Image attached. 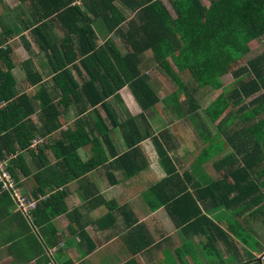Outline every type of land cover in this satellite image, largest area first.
I'll list each match as a JSON object with an SVG mask.
<instances>
[{
  "label": "trees",
  "instance_id": "16d2710c",
  "mask_svg": "<svg viewBox=\"0 0 264 264\" xmlns=\"http://www.w3.org/2000/svg\"><path fill=\"white\" fill-rule=\"evenodd\" d=\"M30 1L46 5L45 10L34 19L36 24L29 23L28 28L34 42L45 53L54 70L52 78L59 97L54 102V98L48 95L49 92L44 93L42 90L31 96L27 93L16 95L11 48L4 44L5 38L0 34V102H5L0 107V157L14 154L16 148H28L35 133H40L41 128L47 131L57 128L56 119L63 108L78 99L83 104L81 110L100 104L112 125L121 130L128 150L118 155L115 162L121 163L125 176H132L143 168L133 157L140 152L138 143L152 134L146 130L144 135L131 116L117 120L116 114L107 107L105 101L110 96L118 95L117 91L125 85L143 110L159 101L148 76L140 71L142 54L150 50L155 63L184 90L183 100H179L176 91L171 92L167 99L178 115L192 117L200 105L194 96L195 89H189L179 73L187 70L200 87L208 84L217 87L220 85V76L229 70L232 63L250 51L249 43L264 35V0H208V5L201 0H172L174 16L161 0H80L81 5L76 3L77 0ZM124 9L134 12V16L127 19ZM96 18L102 19L110 32L113 31L120 37L126 48L124 52L110 38L98 45L97 35L91 26ZM55 20L64 31L59 40L48 31L49 23ZM123 22H126L124 28ZM69 41L73 42L70 49ZM23 66L27 81L33 85L38 84L41 76L31 66V61L26 59ZM72 68L78 72L84 71L85 78L81 82L73 76ZM233 74L235 82L231 85L232 88L222 92L205 111L211 120H215L227 108L237 107L238 113L235 112L232 119L239 117L242 122H249L246 126L233 129L224 139L232 143L233 140L236 141L233 143L236 156L230 155L231 163L241 167L237 171L226 172L224 177L201 190L211 191L212 200L217 205L238 210L254 206L249 214L256 218L262 211L259 191L260 177L264 175V152L261 139L257 138L264 134V52L249 59L246 65L234 70ZM251 96L253 97L245 101ZM33 114H37L41 120L40 127L32 121ZM229 122L230 120L227 121ZM101 124L105 130V123L101 121ZM92 133L90 128L87 131L83 127L80 130L67 129L52 146L59 163L71 170L75 177L99 163L91 160L82 162L77 153L79 147L87 144L102 147ZM241 133L243 136L236 139ZM101 134L106 141V131ZM152 138L159 162L167 175L148 190L150 209L165 206L177 226L202 234L206 254L211 259L219 258L222 262L225 259L218 249L217 241L222 239L225 244L230 245L233 239L229 232L202 212L198 204V192L191 193L185 185L165 192L166 181L172 177H180L175 173L164 145L155 136ZM251 138L254 140L248 148L247 139ZM224 144L210 145L204 149L199 157L200 162L210 159ZM18 159V156L16 159L12 158L9 164L14 178V164ZM219 162H225L224 158ZM76 166H79L78 170ZM228 174L231 181L227 178ZM55 184L59 185L61 182ZM247 187L248 196L245 198L244 191ZM214 190L216 195L213 194ZM35 191L44 192L40 187ZM0 193L7 194L1 189ZM64 195L65 192L58 190L49 194L32 211L31 218L26 219L33 227L44 225L45 229L52 228L54 237L55 228L51 220L65 212ZM234 235L245 240L243 234ZM42 238L47 246H52L58 240L55 236L50 241L46 234H42ZM244 253V261L238 260L231 264H259L250 250L245 249ZM260 262L264 264V261ZM126 264L137 263L132 259Z\"/></svg>",
  "mask_w": 264,
  "mask_h": 264
},
{
  "label": "crops",
  "instance_id": "0c3cea01",
  "mask_svg": "<svg viewBox=\"0 0 264 264\" xmlns=\"http://www.w3.org/2000/svg\"><path fill=\"white\" fill-rule=\"evenodd\" d=\"M76 2L81 3L80 0ZM45 7L44 3L33 4L30 0H0L2 29L0 34L5 38L4 44L11 48L16 95L27 93L31 96L42 90L44 93L49 92L48 95L56 102L59 92L52 78L54 70L48 63L45 53L40 51L34 42L28 28L29 23L36 24L34 19L45 10ZM123 13L126 16L131 12L124 9ZM133 16L134 12L126 17L130 19ZM13 19L18 23L12 26L9 23ZM125 25L126 22H123L122 27L124 28ZM91 26L97 35L98 45L107 38L112 39L117 47V42H122L118 35L113 31L110 32L102 19H94ZM15 29L21 31L19 34L21 47L17 49L13 44L17 37L12 35ZM3 31L7 36L3 34ZM48 31H51L58 40L64 35L63 28L57 20L49 23ZM55 31L58 33L56 34ZM33 44H36L38 50H34L31 56L21 57L20 60L13 57L18 49L27 53L29 49L34 48ZM72 44V41L68 42L69 49L73 46ZM118 48L121 50L120 47ZM125 50L123 48L121 51ZM70 52L74 51L70 50ZM144 53L147 54H142V61L147 64L151 59L152 62L154 61L150 50ZM26 59L31 61V66L41 76V80L36 85L27 83L23 66ZM140 71L148 76L149 81L153 78L148 75L149 72L141 68ZM72 74L78 82L85 78V73L81 70L78 72L72 68ZM154 82L159 85L158 82ZM124 88L128 91L126 97L121 92ZM117 94L107 98L105 101L107 107L116 114L117 120L121 121L131 116L144 135L146 130H149L152 136L161 141L172 161L175 173L180 177V179L172 177L171 180L166 181L165 192H171L174 188L184 185L191 193L198 192L200 194L198 204L202 212L229 232L233 239L230 245L225 244L222 239L217 241L219 251L224 254L222 257L229 260L230 264L238 260L244 261L246 259L244 250L252 252V244L247 238L248 228L254 221L264 225V175L260 177L259 191V196L262 197L260 202L262 211L260 210L256 218L249 214L254 206H245L238 210L215 204L212 200V192L201 189L224 177L226 172L231 173L241 167L231 163L230 154L219 157L226 150L221 135L217 138L223 141L222 148L210 159L200 162L201 153L213 145L211 142H215L216 137L205 134L199 125L201 132L197 135H200L201 144L193 146L195 141L193 143L189 126L194 124L197 114L192 117L178 115L170 102L166 105L172 111L171 115H166L167 111L160 114L155 107L160 101L154 107L143 110L127 85L119 89ZM81 107L83 104L78 99L73 100L66 108L59 107L63 110L56 119L57 128L52 131L41 128L40 133L36 132L33 139L40 138L42 142H38L34 147L16 148L15 159L17 156L20 159L14 164V172L20 190L26 195L34 196V193H37L45 197L57 190L63 191L66 210L51 220L55 228L53 237L52 228L45 229L44 225L33 227L17 210L11 196L8 193L6 195L0 193V196L2 195L0 198V264H126L132 259L137 264H166L165 253H168L174 264H215L204 250L202 234L193 232V229L177 226L165 206L155 209L149 207L148 190L167 175L159 162L152 136L144 137L138 143L140 152L133 157L138 164H143V159H147L143 169L141 168L140 172L132 176H125L121 163L115 162L118 155L128 150L121 130L118 126L112 125L100 104L93 108L87 107L86 110H81ZM37 114H39L38 107ZM37 114H33L31 118L37 119L35 125L40 127L41 120ZM101 121L106 125L105 130ZM82 127L86 131L90 128L102 147H91L87 144L78 148L77 153L82 162L91 160L99 161V163L75 177L71 170L65 169L66 167L59 163L52 146L67 129L80 130ZM99 130L106 131V141ZM206 145L208 146L205 147ZM193 152L196 153L193 154ZM223 158L225 162L220 163L219 161ZM75 168L78 170L79 166ZM227 178L232 180L230 174ZM55 182H61V184L56 185ZM39 187L44 192L35 191ZM213 194L216 195L215 190ZM244 194L247 198L248 187L245 188ZM178 210L180 211L181 208ZM232 232L245 233V240L236 238ZM42 234H46L50 241L55 236L58 240L52 246H47ZM263 238H255L257 243H262V251L264 250Z\"/></svg>",
  "mask_w": 264,
  "mask_h": 264
},
{
  "label": "rangeland",
  "instance_id": "374dc122",
  "mask_svg": "<svg viewBox=\"0 0 264 264\" xmlns=\"http://www.w3.org/2000/svg\"><path fill=\"white\" fill-rule=\"evenodd\" d=\"M161 1L164 2V5L167 7L169 12L174 16V11H173L172 4H171L172 0H161ZM201 1L205 5L208 4L207 0H201ZM77 4H79V3H77ZM130 12L131 13L126 15L127 17H129L131 14H133L132 11H130ZM16 23H18V22H16L13 19V20H11V22L9 24L13 26ZM0 30H2L1 26H0ZM13 32H14V34H12V35H14V37H17L13 41L14 47H16V49H17V47L18 48L21 47V45H20L21 41L19 39V34H20L21 31L15 29V31H13ZM57 33L58 32H56V34ZM3 34L5 36H7L4 33V31H3ZM8 36H10V35H8ZM100 40H103V39H100ZM117 44H118V47H120V49L122 51H123V48L125 50L124 43L117 42ZM33 46H34V48L29 49L27 51V53H23V52H21V49L20 50L18 49L15 52V54L13 55V57H15V58L20 60L21 57H29V56H31V53L34 50L35 51L38 50L36 44L35 45L33 44ZM249 46H250V51L247 54L243 55L236 62L232 63L230 68H229V70L226 73H224V74H222L220 76V85L217 86V87L210 86L209 84L206 85V86L200 87L193 80V78L191 77L190 72H188L187 70H183V71H181L179 73L180 77H181L182 81L185 83V85L191 90L195 89L194 96H195V98L197 99V101H198V103L200 105L199 109L196 112L197 116H196V118H194V120H195L194 124H191L189 126V128L191 127V129H189V131H190V134L193 137V143L195 141V144L193 145L194 147H196L197 145L201 144L200 135L199 134L197 135V133L201 132L200 126L203 128V132L205 134L211 135L212 137H216L215 142L212 141L211 144H213L215 146H218V145H221L223 143L222 140L217 138L219 135H221L222 139L224 140V139H226V135L228 133H231L232 131H234L233 129H239L240 127H243V126H246V125L249 124V122L248 123L242 122L239 119V117H236V118L232 119V117L235 114V112L238 113V111H236L237 107H229V108H227L223 112V114H221L215 120H211L207 116L206 111H205V109L222 92L223 93L227 92V91H229L232 88L231 85H234V82H235L233 71L237 70L241 66L246 65V62L249 59H251L252 57L264 52V35L259 37V38H257V39H255V40H253V41H251L249 43ZM150 53H151V51H150ZM146 54L147 53H143V55H146ZM148 62H149V64H147L145 61H143V64L140 66V68L143 71L149 72L148 75H151V78L153 77L149 82H150V85H152V84L154 85V86L153 85L152 86H153V88L155 87L154 89L156 90V95L158 96V99L160 101L159 105H157L155 107L159 110L160 114L162 112L164 113L165 111H167L169 114L167 113L166 115L170 116L171 115L170 113L172 111H170L169 108H168V105H166V103L168 104V102H169V100L167 99L168 95L171 92L176 91V93H177L178 97L180 98V100H183L184 99V90L182 88H179L176 85V83L155 63V61L152 62V59H151V61H148ZM173 67L175 68L174 65H173ZM147 68H149V69H147ZM245 78H248V76H245ZM20 79L23 80L22 78H20ZM153 79H154V81L158 82L159 85H157L153 81ZM27 83H28V81H27ZM27 83H24V84H27ZM121 92H122V95L124 94V96L126 97V92H128L127 89L124 88L123 91H121ZM253 96L247 98L245 101H248V99L252 98ZM152 107H154V106H152ZM174 116H175V114H174ZM228 120H230L229 123H227ZM32 121L35 123V122H37V119L34 120V118H32ZM239 135H238V137H236V139H240L243 136V133H241ZM244 138L245 137H243V139ZM257 138L261 139L262 150L264 152V134L259 135ZM253 140H254L253 138H251L250 140L247 139L246 147L248 146V148H249L251 146V144L253 143ZM224 143H225L226 150L222 154H220L219 157H223L225 154L234 155L235 154V148H234L235 144H233V143H236V141L233 140V143H232L231 141L228 142L227 140H225ZM207 146L208 145H206L205 147H207ZM195 153L196 152H193V154H195ZM144 162L147 163V159L146 158L143 159L142 167H144V165H145ZM248 230L249 231L247 233V238H248V241L252 244V246H251L252 252H253L255 257H258L260 255V253L262 252L263 245H262L261 242L257 243L255 238H257V237L263 238L264 237V225L261 222H259V221H254L253 224L251 225V227L248 228ZM223 255L224 254L222 253V256ZM164 256L167 258V263L166 264H174L172 259L169 258L168 253H165ZM227 258H229V256ZM212 261L215 262V264H230V261L226 260V259L223 260L222 262H221V260L219 258H217L215 260L212 259Z\"/></svg>",
  "mask_w": 264,
  "mask_h": 264
},
{
  "label": "built area",
  "instance_id": "2783aa9c",
  "mask_svg": "<svg viewBox=\"0 0 264 264\" xmlns=\"http://www.w3.org/2000/svg\"><path fill=\"white\" fill-rule=\"evenodd\" d=\"M4 105L5 102L1 101L0 107ZM38 142H42V140L40 138L32 139L30 146L34 147ZM14 157L15 154H6V156L0 157V189L7 192L11 196L17 210L27 219H30L32 211L44 200L45 196L42 194H37L36 196L26 195L20 190L9 169L10 160ZM258 257L261 261H264V250Z\"/></svg>",
  "mask_w": 264,
  "mask_h": 264
},
{
  "label": "water",
  "instance_id": "95a60500",
  "mask_svg": "<svg viewBox=\"0 0 264 264\" xmlns=\"http://www.w3.org/2000/svg\"><path fill=\"white\" fill-rule=\"evenodd\" d=\"M257 261L259 262V264H262V263L260 262V258H259V257H257Z\"/></svg>",
  "mask_w": 264,
  "mask_h": 264
}]
</instances>
